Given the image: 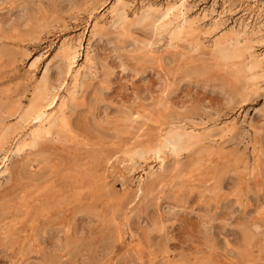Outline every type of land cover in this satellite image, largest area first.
Masks as SVG:
<instances>
[{
  "label": "rangeland",
  "instance_id": "rangeland-1",
  "mask_svg": "<svg viewBox=\"0 0 264 264\" xmlns=\"http://www.w3.org/2000/svg\"><path fill=\"white\" fill-rule=\"evenodd\" d=\"M0 51V117L47 76L76 133L8 119L0 264H264V0H0Z\"/></svg>",
  "mask_w": 264,
  "mask_h": 264
},
{
  "label": "bare ground",
  "instance_id": "bare-ground-1",
  "mask_svg": "<svg viewBox=\"0 0 264 264\" xmlns=\"http://www.w3.org/2000/svg\"><path fill=\"white\" fill-rule=\"evenodd\" d=\"M124 23H125V21H124ZM179 28H181V27H179ZM163 29H165V27ZM168 30H170V29H168ZM180 30L181 29H179L177 32H179ZM174 33L176 35V32H174ZM182 36H184V34ZM171 37H174V35ZM4 55L5 54L0 51V59L3 58ZM63 56L65 58L69 59L68 61H69L70 68H71L74 65V62H76V57L73 53H71L70 48H67V46L63 50ZM5 61H6V59H5ZM35 84L36 83H34V85ZM58 96H59V94L57 95V93H54L52 91L50 79H49V77L46 76L34 87L32 93H31L30 102L26 107L23 106L24 104L23 105L22 104L21 105L15 104L12 106V108L8 109L7 115L5 117L1 116L2 118L0 117V151H2V149H4V147H5V145L9 144V141L12 140L13 137H15L16 132L18 130V124L20 125L21 122L27 123L28 124L27 127L32 125V128H33L32 131L30 130L31 132L29 134V138H28L29 140H28V143L26 146H29L31 148H35V147H38L40 144H42L44 141L49 140V139H53L54 137L57 138V140L59 142H63V143L72 142L73 143L76 140L75 128L72 125L67 114L65 112H61L59 117H54V115L52 113H49V109L56 103ZM2 113L4 114V112H2ZM16 116L20 118L19 119L20 122H18V124L17 123L14 124V125L9 124L8 119H11V117H16ZM19 134H21V133H19ZM78 138L79 137H77V139ZM22 140H21V142H22ZM24 141H25V139H24ZM166 141L168 142V146H170L173 149V151H177V150L181 149L182 147H184V145H186V144L190 145L192 142V139L191 140L186 139V137L183 134L177 133L176 135L169 136L168 139H166ZM80 148H83V147L80 146ZM77 149H78V147H77ZM131 150L129 149V153ZM157 150H154V152L157 151L159 154L160 149H157ZM139 152H141V151H139ZM142 152H144V150ZM77 153H79V152H77ZM135 153L137 154V151ZM78 157H80V156L78 155L77 159H78ZM6 159L4 161H6ZM97 160H98V158H97ZM97 160H95V161L98 162ZM102 160H103V158H102ZM76 162H78V160L76 161L74 159L73 162H71L70 164H68L66 166V169L68 171H70V172H68V176L69 175L71 176V173H73L75 175V178L72 176L74 178V180L76 178H78L79 180L81 179L84 184L85 183L89 184L90 188L91 187L95 188L96 184H97V180H98V173H97L98 168H97V170L92 168V167L88 168V166H87V168H83V167L78 165L79 163H76ZM90 184H92V185H90ZM32 192H33V194L36 193V191H32ZM41 192H39V193H41ZM36 195H35V197H36ZM37 196H40V195H37ZM47 196H48V198H47V200L45 199L46 201L44 204H42V205H40L34 209L32 207L33 210L31 211L32 212L31 215L33 214L35 217H43L44 215L46 216L47 215L46 212H48L49 210L59 208V207L61 208V206L63 204H65L67 201L69 202V200H73V201L77 200L81 196V194H79V195L75 194L73 196H70L68 191L64 192L62 190H59V191L51 190V191H49V194ZM35 197H34V199H35ZM32 198H33V196H32ZM28 200H30V199H28ZM41 200H42V198H41Z\"/></svg>",
  "mask_w": 264,
  "mask_h": 264
}]
</instances>
